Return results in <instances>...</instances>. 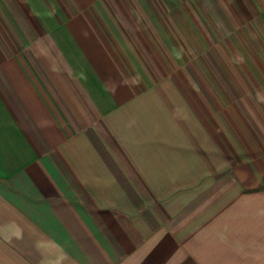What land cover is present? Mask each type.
<instances>
[{
  "label": "crops",
  "instance_id": "obj_1",
  "mask_svg": "<svg viewBox=\"0 0 264 264\" xmlns=\"http://www.w3.org/2000/svg\"><path fill=\"white\" fill-rule=\"evenodd\" d=\"M204 1L250 76L190 0H0V264H264V0Z\"/></svg>",
  "mask_w": 264,
  "mask_h": 264
},
{
  "label": "rangeland",
  "instance_id": "obj_2",
  "mask_svg": "<svg viewBox=\"0 0 264 264\" xmlns=\"http://www.w3.org/2000/svg\"><path fill=\"white\" fill-rule=\"evenodd\" d=\"M184 3L185 7L188 5L187 1ZM190 8L193 12H197L202 17H206L205 21H207L208 25L211 28V32L209 34H205L204 36H195L192 34H184L179 36V40L183 42L184 39L190 44H195V52H196V74L197 75H204V74H215V75H223V77L226 78L224 70L219 66L218 61L227 59L228 60V67L227 68V75H245V76H250L251 74V67L247 65H242L241 63V54H247V57H251V42H252V36L250 35H245V36H237V35H229L225 34V29L220 27L219 24V18H218V13H215V10L213 7L209 8V5L204 1V0H190ZM159 5L162 7V5L159 3ZM178 4H173L171 3L169 6V10L166 9L163 11V13L167 12L170 14H181V10L176 7ZM166 6V5H165ZM182 6V4H181ZM193 6V7H192ZM173 7H176V10H173ZM209 16V18L207 17ZM180 24L182 25V21L180 20ZM203 26V25H201ZM213 31H220V33H216ZM178 39V37H176ZM200 38V40H199ZM166 41V39H165ZM180 41V42H181ZM204 41V42H201ZM175 42L174 39L172 43ZM166 43H168L166 41ZM203 44H207V51H204ZM249 50V51H248ZM182 52V51H181ZM185 52V51H184ZM204 52V53H203ZM190 57L193 58V56ZM249 56V57H248ZM208 59L211 62L212 68H208L205 66H202L201 64L205 63V60ZM245 60V58H244ZM199 61H202L203 63H200ZM221 68V69H220ZM150 69V68H149ZM245 87H250V83L245 82L244 83ZM233 83L228 82V92H236ZM246 90V89H245ZM229 96H231V93H229ZM230 102H234V99H229ZM261 103L263 104L262 106L264 107V98H261Z\"/></svg>",
  "mask_w": 264,
  "mask_h": 264
}]
</instances>
